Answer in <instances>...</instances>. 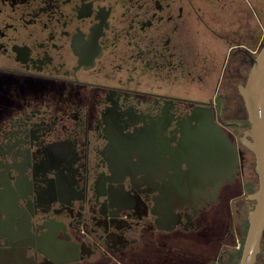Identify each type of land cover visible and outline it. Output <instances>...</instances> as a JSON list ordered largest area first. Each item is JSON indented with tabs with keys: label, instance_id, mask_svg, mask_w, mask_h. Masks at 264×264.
<instances>
[{
	"label": "flooded vegetation",
	"instance_id": "flooded-vegetation-1",
	"mask_svg": "<svg viewBox=\"0 0 264 264\" xmlns=\"http://www.w3.org/2000/svg\"><path fill=\"white\" fill-rule=\"evenodd\" d=\"M263 46L264 0H0V264H240Z\"/></svg>",
	"mask_w": 264,
	"mask_h": 264
},
{
	"label": "water",
	"instance_id": "water-1",
	"mask_svg": "<svg viewBox=\"0 0 264 264\" xmlns=\"http://www.w3.org/2000/svg\"><path fill=\"white\" fill-rule=\"evenodd\" d=\"M239 91L244 100L247 117L242 120H236L235 123L247 127V131L243 137V143L256 156L255 171L259 177L260 183L259 189L250 196V198L256 201V205L249 215L250 227L244 244L240 264H258L257 253L260 248L261 236L264 229V46L256 56L250 58V68L247 79L244 84L239 86ZM213 125L217 124H212L211 122L198 124L191 130L189 135L194 136L195 134L200 137H208L206 140L195 136L196 142L192 151L195 152L201 149L203 151H210L212 158H214L213 155H215L217 161L209 160L208 156L206 159L212 168L211 172L216 173V168L221 160L218 153L224 150L223 144H230V141L219 132H208V126L213 128ZM205 141H210L214 146L205 149ZM237 161V154L233 148V156H231V160H229V169L226 171L227 174L224 175L230 176L235 172ZM188 164L191 168H194L197 164V160L193 153L189 156ZM220 179V177H217L215 180L220 183Z\"/></svg>",
	"mask_w": 264,
	"mask_h": 264
},
{
	"label": "rangeland",
	"instance_id": "rangeland-1",
	"mask_svg": "<svg viewBox=\"0 0 264 264\" xmlns=\"http://www.w3.org/2000/svg\"><path fill=\"white\" fill-rule=\"evenodd\" d=\"M257 55V54H256Z\"/></svg>",
	"mask_w": 264,
	"mask_h": 264
}]
</instances>
